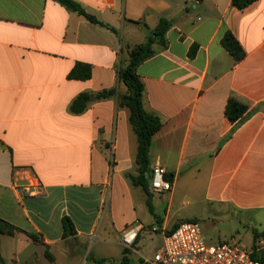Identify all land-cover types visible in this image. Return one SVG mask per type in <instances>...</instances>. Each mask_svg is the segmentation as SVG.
<instances>
[{
	"label": "crops",
	"instance_id": "crops-1",
	"mask_svg": "<svg viewBox=\"0 0 264 264\" xmlns=\"http://www.w3.org/2000/svg\"><path fill=\"white\" fill-rule=\"evenodd\" d=\"M71 1L99 23L57 0H0V221L16 228L0 233L5 264H66L98 235L122 248L123 264H144L143 234H161L156 254L180 223L170 206L160 215L163 194L150 191L151 211L131 182L138 139L119 105L128 92L119 69L162 19L171 23L165 43L137 70L145 108L163 123L150 170L166 169L170 203L184 174L192 195L236 233L264 232V0L242 10L233 0ZM227 32L246 53L240 62L222 46ZM78 64L91 68L88 79L69 77ZM81 94L90 101L75 114ZM230 99L248 107L239 123L226 116ZM65 217L76 230L66 237ZM131 226L141 231L127 249L121 236Z\"/></svg>",
	"mask_w": 264,
	"mask_h": 264
},
{
	"label": "trees",
	"instance_id": "trees-1",
	"mask_svg": "<svg viewBox=\"0 0 264 264\" xmlns=\"http://www.w3.org/2000/svg\"><path fill=\"white\" fill-rule=\"evenodd\" d=\"M64 6L74 9L81 16L85 17L92 23L98 24L99 21L86 13L82 8L74 4L71 0H57ZM258 0H233L232 4L238 9H244L249 5L253 4ZM171 26L170 21L162 19L158 27L153 31L152 36L148 40L136 47H134L129 55L127 64H123L119 69V78L126 85L128 92L127 94L119 96V105L121 107L128 108L130 111V124L137 135L138 139V153L136 163L138 165L137 174L130 177L131 182L136 187H141L148 196V205L152 211L151 198L152 193L150 192V152L153 144L154 137L160 131L163 126L162 120L149 113L145 108V87L142 79L138 75V67L147 59L151 58L154 54L152 45L156 42L161 44L165 43V34ZM222 46L233 56V58L240 62L242 61L246 53L243 50L239 41L231 32H227L222 39ZM91 75V68L78 64L75 69L71 72V79H88ZM114 94L113 91H108L98 95V98H107ZM90 101V95L81 94L78 96L71 106V110L75 114L83 113ZM226 116L233 123H239L246 119L248 116V107L243 103L230 99L226 107ZM177 224L172 231H174L179 225ZM64 236L69 234H75L76 230L73 222L70 218L65 217L63 219ZM16 230L12 225L2 223L0 221V233L14 234ZM171 231V232H172ZM33 239H37L34 234L30 235ZM254 243L252 246V258L264 262V247L259 248L257 241L264 239V232L254 231L253 233ZM47 258L52 261L51 255L46 253ZM97 263L103 264L104 261L94 259ZM0 264H5V261L0 256Z\"/></svg>",
	"mask_w": 264,
	"mask_h": 264
},
{
	"label": "built area",
	"instance_id": "built-area-1",
	"mask_svg": "<svg viewBox=\"0 0 264 264\" xmlns=\"http://www.w3.org/2000/svg\"><path fill=\"white\" fill-rule=\"evenodd\" d=\"M173 183L167 177L166 169L157 164L150 171V191L164 194L172 191ZM141 228H127L121 241L127 249H132ZM249 250L234 242H219L208 245L203 238L198 221L181 223L174 231L166 234L163 245L153 259H145L144 264H264L252 258Z\"/></svg>",
	"mask_w": 264,
	"mask_h": 264
},
{
	"label": "rangeland",
	"instance_id": "rangeland-1",
	"mask_svg": "<svg viewBox=\"0 0 264 264\" xmlns=\"http://www.w3.org/2000/svg\"><path fill=\"white\" fill-rule=\"evenodd\" d=\"M185 181L186 179L183 174V179L173 202H169L168 193L161 195L163 204L159 208L160 215L164 217L167 208L170 206L169 211L175 220L181 223L198 221L201 224L203 238L208 245L218 244L219 238L230 242L231 235L228 234L233 233L240 242V245L250 249L253 245L252 232L239 227V233H236L237 229L234 225L224 219H217L210 211L209 205L196 197V195H192L191 191L186 187ZM157 199H159V196H157ZM104 238H106L104 235H98L94 239L89 240L86 245L79 246L76 249V258L73 260L65 259L66 264H99L91 259L93 256L104 259L105 264H123L121 260L122 248L116 245L108 246L104 242H100ZM94 243L96 244L94 245ZM161 243L162 236L160 233H144L141 246H147V249L149 245L151 246L149 259H153ZM131 264H138V262L132 261Z\"/></svg>",
	"mask_w": 264,
	"mask_h": 264
},
{
	"label": "water",
	"instance_id": "water-1",
	"mask_svg": "<svg viewBox=\"0 0 264 264\" xmlns=\"http://www.w3.org/2000/svg\"><path fill=\"white\" fill-rule=\"evenodd\" d=\"M170 180V179H169ZM171 181V180H170Z\"/></svg>",
	"mask_w": 264,
	"mask_h": 264
}]
</instances>
